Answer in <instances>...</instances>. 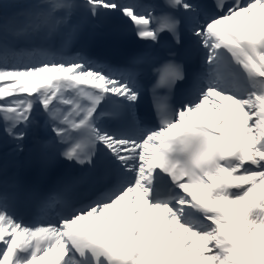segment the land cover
<instances>
[{
  "label": "snow or ice",
  "instance_id": "6c2138e0",
  "mask_svg": "<svg viewBox=\"0 0 264 264\" xmlns=\"http://www.w3.org/2000/svg\"><path fill=\"white\" fill-rule=\"evenodd\" d=\"M76 8L92 19L126 17L153 44L169 33L183 47L187 34L206 51L192 98L174 114L155 100L161 123L148 127L135 114L134 69L101 71L55 46L70 43L60 26ZM166 9L157 16L151 5L118 0H0V98L14 97L0 104L7 134L22 141L42 106L61 143L77 134L63 157L95 173L82 181L106 184L83 207L65 185L46 206L63 203L68 214L29 225L14 212L23 189L0 183V264H264V0H166ZM40 36L47 47L16 50ZM158 74L170 90L187 82L174 59ZM125 118L138 134L104 127Z\"/></svg>",
  "mask_w": 264,
  "mask_h": 264
},
{
  "label": "bare ground",
  "instance_id": "6f19581e",
  "mask_svg": "<svg viewBox=\"0 0 264 264\" xmlns=\"http://www.w3.org/2000/svg\"><path fill=\"white\" fill-rule=\"evenodd\" d=\"M63 109V108H62ZM43 110H41L40 105L34 106V123L27 131L23 143L21 141L11 140L9 146H4L5 150L0 156V183H3L5 178H13L14 169L13 165L17 162L12 160L15 155L19 158V154L26 148L30 143H36L39 146H44L50 143L49 137L54 136L55 134L51 132L50 128L47 125L46 116L43 117ZM40 125L43 127L40 128ZM9 136V135H8ZM40 136L41 141L37 140V137ZM11 139L13 137L9 136ZM12 145V146H11ZM11 146V147H10ZM10 147V148H9ZM15 154V155H11Z\"/></svg>",
  "mask_w": 264,
  "mask_h": 264
},
{
  "label": "rangeland",
  "instance_id": "374dc122",
  "mask_svg": "<svg viewBox=\"0 0 264 264\" xmlns=\"http://www.w3.org/2000/svg\"><path fill=\"white\" fill-rule=\"evenodd\" d=\"M21 2H23V0H21ZM13 10H16V9H10L9 10V14L11 15L12 13H14L15 11H13ZM14 97H3V98H0V101L2 102V103H4L6 100H11V99H13Z\"/></svg>",
  "mask_w": 264,
  "mask_h": 264
}]
</instances>
